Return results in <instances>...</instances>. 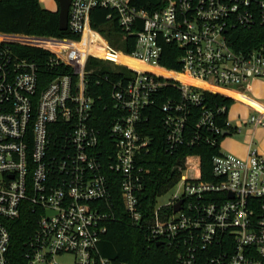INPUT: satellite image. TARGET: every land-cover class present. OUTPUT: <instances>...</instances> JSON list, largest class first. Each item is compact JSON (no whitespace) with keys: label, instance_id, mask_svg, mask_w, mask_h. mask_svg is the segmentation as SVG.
I'll return each instance as SVG.
<instances>
[{"label":"built area","instance_id":"built-area-1","mask_svg":"<svg viewBox=\"0 0 264 264\" xmlns=\"http://www.w3.org/2000/svg\"><path fill=\"white\" fill-rule=\"evenodd\" d=\"M97 9L108 11L107 23L119 27L123 37L116 39L129 41L131 53L91 27ZM256 27L264 29V0H71L66 32L77 39L34 37L68 46L0 39V264H9V223L26 210L36 217L26 242L30 264H130L99 249L117 219L116 188L130 224L146 230L149 245L168 249L170 264H264V155L257 151L242 159L221 150L212 160V180L203 178L199 156H186L181 193L166 205L155 201L149 211L142 202L147 171L141 162L153 140L144 132L164 88L178 93L161 105L170 154L210 142L209 134L264 128V113L256 109L239 126L227 118L221 127L216 122L227 106L214 110L203 98L209 92L235 102L208 87L243 92L264 82V44L244 46L236 34ZM13 44L49 52L45 67L65 72L40 91V64L22 58ZM170 44L179 70L160 63ZM120 55L177 77L137 70L118 62ZM94 59L114 66L116 79L107 73L95 81L107 85L106 98L93 91L97 68L88 65ZM100 103L114 115L107 138L96 127Z\"/></svg>","mask_w":264,"mask_h":264},{"label":"trees","instance_id":"trees-1","mask_svg":"<svg viewBox=\"0 0 264 264\" xmlns=\"http://www.w3.org/2000/svg\"><path fill=\"white\" fill-rule=\"evenodd\" d=\"M146 5V3H144ZM107 10L97 9L91 15V27L104 35L109 42L118 49L126 52H132L131 44L124 43L119 39L121 32L116 24L107 23ZM0 33L6 35L20 36H3L1 39L16 40L26 44L37 46L55 47L68 46L54 40H46L34 37L46 38H68L77 39L76 36L69 32H63L59 27V13L44 9L40 0H3L0 2ZM239 36L244 38L243 44L261 45L264 44V29L256 27L251 31L240 30L237 32ZM28 36V37H24ZM13 49L22 57L36 61L40 64L41 85L40 91L45 87V83L50 81L56 75L63 74L62 68L56 71H49L45 67V61L50 53L33 46L13 44ZM178 52L173 45H165L161 65L168 70H179L180 63L177 60ZM89 68H97V72L91 76L93 91L98 95L107 97L108 87L106 84L96 86L95 81L103 74H110L112 79H116V75L112 73L114 66L94 59L89 62ZM154 72H160L166 76L177 75L170 74L165 71L155 69ZM183 80V77L178 76ZM222 93V92H221ZM174 88H164L158 97V102L153 111L150 123L146 126L145 134L152 137V144L148 154H146L141 165L147 171L145 180V191L142 196V202L146 211L151 210L155 205L157 196L167 192L172 188L180 177L179 167L183 165L186 156L197 155L201 158L203 178L212 180V160L214 156L221 155V142L224 139L221 136L209 134L210 142L207 140L199 144L183 146L175 153L170 154L166 150L165 132L162 128L161 105L171 96H177ZM204 103L206 106L217 110L221 106H227L228 111L223 113L217 119V125L225 127L230 107L234 104L233 99L209 92L203 93ZM103 103L97 107L96 127H98L107 138L109 135V123L114 116L109 110L102 109ZM196 123V116L189 119L190 130L193 131ZM205 137V136H204ZM114 201L117 206V219L111 221L108 225V232L103 237L99 249L100 253L113 260L128 262L130 264H170L174 256L169 253L168 249L158 244L149 245L146 241V230L132 226L129 219L121 210V201L119 189H114ZM36 217L26 210L22 216L11 221L9 224L11 232V244L8 252L9 264H30L26 257V242L35 229Z\"/></svg>","mask_w":264,"mask_h":264},{"label":"crops","instance_id":"crops-1","mask_svg":"<svg viewBox=\"0 0 264 264\" xmlns=\"http://www.w3.org/2000/svg\"><path fill=\"white\" fill-rule=\"evenodd\" d=\"M50 11L57 12L58 8L56 10L55 8H50ZM8 36V35H7ZM11 36V35H10ZM234 91V90H231ZM253 91L258 97L264 100V82L263 81H255L251 85V90ZM235 92V91H234ZM243 94V97H245V93L238 92ZM249 96V95H247ZM241 97V98H243ZM239 100V99H238ZM240 104L246 113L244 115L239 114L238 116H232L231 117V108L235 104ZM232 107H230L228 119L234 126H239L243 120H246L249 118V116L252 114L254 109H258L260 106H264L260 101H257L250 98L249 104H245L240 101H235ZM239 137L238 138H228L224 140V142L221 144V150L222 152L232 154L234 156H237L242 159H247L249 157V154L251 150L257 151L259 155H264V128L261 127H254V126H244L240 132L235 133ZM257 139L258 145L255 144V140Z\"/></svg>","mask_w":264,"mask_h":264},{"label":"rangeland","instance_id":"rangeland-1","mask_svg":"<svg viewBox=\"0 0 264 264\" xmlns=\"http://www.w3.org/2000/svg\"><path fill=\"white\" fill-rule=\"evenodd\" d=\"M40 3L42 5V7L44 9H47V10H49L50 8H55V7H56V10H57V8H58V0H40ZM120 37H123V35L120 34ZM11 40H13V39H11ZM13 41H16V40H13ZM18 42H20V41H18ZM107 65L112 66L111 63H107ZM243 93H245V94H247L249 96L245 95V97H243V98H241V96H240L238 98L239 100H237V101L243 102L245 104H249L250 98L252 97L253 99H255L257 101H260L264 105V100L261 99L260 97H258L253 91L244 90ZM245 113H246V111L244 110V108L240 104L237 103V104L233 105V107L231 108V113L230 114H231V117H232V116H235V115L238 116L239 114L244 115ZM238 137L239 136L237 134H233L231 136L225 137L222 140L221 144L224 142V140H226L228 138H238ZM255 144L258 145L257 139L255 140ZM180 193H181V183L179 182V183L175 184L172 188H170L167 192H165V193L161 194L160 196H158L157 200H156V205L157 206L166 205L173 198V196H175L176 194H180ZM60 260L61 261H70L71 258L69 256H63V257L60 258ZM33 264H38V263H33Z\"/></svg>","mask_w":264,"mask_h":264},{"label":"bare ground","instance_id":"bare-ground-1","mask_svg":"<svg viewBox=\"0 0 264 264\" xmlns=\"http://www.w3.org/2000/svg\"><path fill=\"white\" fill-rule=\"evenodd\" d=\"M2 40H3V39H2ZM117 60H118V62H120V63H122V64H126V65H128V66H130V67H132V68L137 69V70H148V71H153V72L155 71V68H153V67H151V66H149V65H146V64H144V63H142V62H140V61H137V60H133V59H130V58L124 57V56H122V55H120V56L118 57ZM183 80H187V81H189V82H191V83H194V84H197V85H201V86H203V87H207V86L204 85V84L197 83V82H195V81H191V80H188V79H186V78H183ZM208 88H210V89H212V90H215V91H217V92H222V93H224V94H227V95H229V96L235 98L236 100H238V98H239L240 96L243 97V94L238 93V92H234V91H226V90L216 89V88H213V87H208ZM257 110L260 111V112H263V113H264V106H260Z\"/></svg>","mask_w":264,"mask_h":264},{"label":"water","instance_id":"water-1","mask_svg":"<svg viewBox=\"0 0 264 264\" xmlns=\"http://www.w3.org/2000/svg\"><path fill=\"white\" fill-rule=\"evenodd\" d=\"M71 5V0H58V13H59V27L63 32L67 31L68 28V19H69V9ZM224 137L230 136L228 132H225ZM183 201H181L176 207L175 212L179 211L182 208ZM161 243H158V246H161Z\"/></svg>","mask_w":264,"mask_h":264}]
</instances>
